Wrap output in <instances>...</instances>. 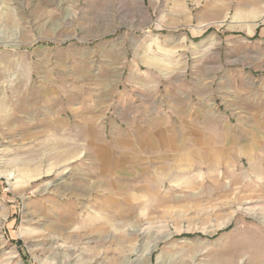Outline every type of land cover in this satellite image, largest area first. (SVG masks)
Returning <instances> with one entry per match:
<instances>
[{
    "label": "rangeland",
    "instance_id": "rangeland-1",
    "mask_svg": "<svg viewBox=\"0 0 264 264\" xmlns=\"http://www.w3.org/2000/svg\"><path fill=\"white\" fill-rule=\"evenodd\" d=\"M0 264H264V0H0Z\"/></svg>",
    "mask_w": 264,
    "mask_h": 264
},
{
    "label": "trees",
    "instance_id": "trees-1",
    "mask_svg": "<svg viewBox=\"0 0 264 264\" xmlns=\"http://www.w3.org/2000/svg\"><path fill=\"white\" fill-rule=\"evenodd\" d=\"M211 29H209L208 31H210ZM208 31H206V32H208ZM231 226V225H230Z\"/></svg>",
    "mask_w": 264,
    "mask_h": 264
}]
</instances>
